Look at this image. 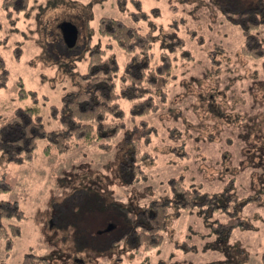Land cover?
I'll use <instances>...</instances> for the list:
<instances>
[{
    "label": "rangeland",
    "instance_id": "1",
    "mask_svg": "<svg viewBox=\"0 0 264 264\" xmlns=\"http://www.w3.org/2000/svg\"><path fill=\"white\" fill-rule=\"evenodd\" d=\"M248 1L256 0H28L25 9L8 13L0 0V57L8 71L0 86L2 115L33 104L35 96L45 127L56 128L50 107L86 84L88 45L94 53L98 45L105 49L102 58L115 56L123 111L110 137L75 139L63 151L40 138L21 161L0 154V177L11 184L0 198L17 200L24 212L9 253L0 241V260L16 264L30 253L53 264H262L264 32L240 10ZM138 8L146 15L135 20L131 11ZM104 15L149 34L150 66L170 46L164 93L151 91L156 108L139 113V99L120 94L131 53L99 31ZM65 23L74 27V39ZM22 86L34 96L19 94ZM141 124L148 134L133 138ZM132 152L136 176L129 182L121 167ZM177 179L235 201L207 217L197 207H170L155 245L123 234L118 205L170 198ZM216 220L235 225L224 232L212 225Z\"/></svg>",
    "mask_w": 264,
    "mask_h": 264
},
{
    "label": "trees",
    "instance_id": "2",
    "mask_svg": "<svg viewBox=\"0 0 264 264\" xmlns=\"http://www.w3.org/2000/svg\"><path fill=\"white\" fill-rule=\"evenodd\" d=\"M27 1L3 0V6L8 13L11 9L20 11L27 7ZM249 2L246 5L238 6L240 10H243L252 7V5H258V8L254 7L245 12L248 13L246 16H250L249 20L253 21L256 17V20L263 24L262 30L264 32V2H261V0H256L252 4ZM249 4L251 6H248ZM131 12L135 20L146 15L141 8ZM98 29L104 35H109L111 39L116 40L119 46L131 53L120 74L122 81L120 94L128 99H139V102L134 105L139 113H145L150 108H156L157 104H154L153 100L154 93L151 91L159 92L157 94L159 96L164 93V86L170 76L172 60L168 50L170 46H164L165 49L167 48V53L161 55L160 63L150 66L148 52L152 40L148 33L143 34L138 27L109 15L101 16ZM250 43L251 46L248 44V47H252L251 40ZM260 43L261 41L258 42V45ZM90 48L92 47L88 45L91 61L88 72L83 76L86 81L84 87L66 92L59 108L55 105L50 107V116L58 119L56 128L47 129L45 127L43 117L39 113L40 108L36 103L35 92L27 90L23 86L19 89V94L24 97L26 93L33 95V104L16 108L10 116H4L0 113V154L4 155L7 160L21 161L29 158L36 146V141L40 138H45L49 145L63 151L73 144L75 139L86 140L93 137H110L115 134L116 127H118L117 123L122 124L123 122V111L117 106L116 101L118 93L115 90V79L119 75L117 61L113 54L102 58L105 49H102L100 45L97 47V53L92 52ZM0 71V78L3 77L2 79H4L0 82L1 86L4 85L8 72L1 57ZM145 84L147 86H144ZM144 95L145 98H142V100L140 97ZM143 124L137 127L138 132L134 131L133 138L134 135H136V139H139V135L141 138L143 134H148L147 130L140 131V129H143ZM147 129L150 130L151 128L147 126ZM142 131L144 132L142 133ZM134 158V152H132V155L124 161L121 167V171L129 173L126 180L129 182L135 179L136 176ZM123 172L121 174L124 177ZM170 187L172 191L170 198L154 197L144 205L135 206V208L118 205L119 209L116 208L121 210L124 222L127 224L123 234L130 238L133 236L137 240H140V235L145 236L148 241L150 240L151 245H155L162 240L166 221L170 214V207L173 206L177 210H189L197 207L199 212L203 211L207 217L210 215L211 209L216 207L227 208V206L233 205L232 202L235 201L234 198V200L227 197L222 199L218 194H210L209 192H202L198 188L186 187L180 179L174 180ZM10 189L11 184L5 178L0 177V194ZM233 194L236 195V192L233 191ZM229 203L230 205H228ZM22 218H24V212L17 200L0 198V241H4L6 253H9L12 247L13 238L20 234L21 228L17 221ZM232 220H235V218H231L230 222ZM230 222L216 220L212 225L216 223L215 227L225 232L229 229V226L235 225ZM261 261L264 264V251L262 252ZM0 264L8 263L0 260ZM16 264L53 263L49 257L29 253Z\"/></svg>",
    "mask_w": 264,
    "mask_h": 264
},
{
    "label": "flooded vegetation",
    "instance_id": "3",
    "mask_svg": "<svg viewBox=\"0 0 264 264\" xmlns=\"http://www.w3.org/2000/svg\"><path fill=\"white\" fill-rule=\"evenodd\" d=\"M228 1V0H227ZM261 2H264V0H261ZM260 2V3H261ZM238 5V3H236V6ZM254 7H256V8H258V5L257 6H254V5H252V7H247L246 9H243L242 11H247V10H249V9H251V8H254ZM259 12H261V11H259ZM65 29V28H64ZM66 31H67V29H66ZM75 45V42L72 44V46H74Z\"/></svg>",
    "mask_w": 264,
    "mask_h": 264
},
{
    "label": "water",
    "instance_id": "4",
    "mask_svg": "<svg viewBox=\"0 0 264 264\" xmlns=\"http://www.w3.org/2000/svg\"><path fill=\"white\" fill-rule=\"evenodd\" d=\"M66 25H65V28H72V33H73V39H74V37H75V32H74V27H71V25L70 24H67V23H65ZM71 32V29H67V32Z\"/></svg>",
    "mask_w": 264,
    "mask_h": 264
}]
</instances>
